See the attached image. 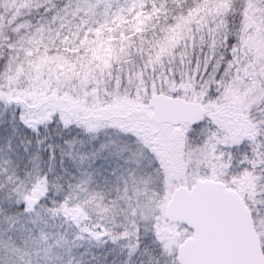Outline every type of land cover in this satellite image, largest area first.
<instances>
[{
  "label": "snow or ice",
  "instance_id": "6c2138e0",
  "mask_svg": "<svg viewBox=\"0 0 264 264\" xmlns=\"http://www.w3.org/2000/svg\"><path fill=\"white\" fill-rule=\"evenodd\" d=\"M0 264H264V0H0Z\"/></svg>",
  "mask_w": 264,
  "mask_h": 264
}]
</instances>
